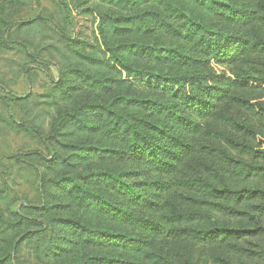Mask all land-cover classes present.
Instances as JSON below:
<instances>
[{"label":"trees","instance_id":"1","mask_svg":"<svg viewBox=\"0 0 264 264\" xmlns=\"http://www.w3.org/2000/svg\"><path fill=\"white\" fill-rule=\"evenodd\" d=\"M26 1L0 0V43ZM74 16L53 35L48 132L9 114L47 154L21 159L39 205L0 206V264H196L201 243L210 264L264 262L241 242L264 233V124L232 110L264 120V0H79Z\"/></svg>","mask_w":264,"mask_h":264},{"label":"rangeland","instance_id":"2","mask_svg":"<svg viewBox=\"0 0 264 264\" xmlns=\"http://www.w3.org/2000/svg\"><path fill=\"white\" fill-rule=\"evenodd\" d=\"M61 1L68 5L70 18L64 17L60 9L62 4L58 0H27L25 4L12 5L8 9L10 23L2 35L14 40L0 43V187L4 189L0 206L7 215L14 209L18 210L21 204L40 203V178L37 170L33 164H27L21 159L30 151L43 154H47V151L36 132L16 127L9 122V114L15 123L24 122L32 125L36 131L44 134L48 132L53 107L47 104V97L54 91L53 82L59 75L55 62L59 45L53 39L54 31L71 36L78 25L74 15L79 0ZM34 18L40 24L39 33H35L29 25L19 26V23ZM85 23L90 24V20ZM216 68L220 71L228 69L225 65H217ZM232 110L243 119H249L257 125L261 122L264 124V120L251 118L240 107L232 106ZM258 159L264 162V155ZM254 183L264 186V176L256 177ZM241 242L252 248H264V233L246 236ZM161 243L165 247L174 245L173 241L167 240H161ZM202 245L192 246L196 264H210L205 260L206 248ZM24 250L27 254V249ZM238 263L264 264L259 257H242Z\"/></svg>","mask_w":264,"mask_h":264}]
</instances>
